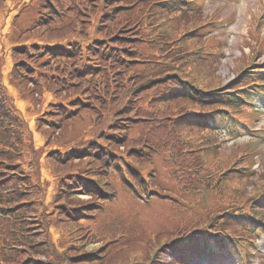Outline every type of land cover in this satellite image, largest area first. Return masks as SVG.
<instances>
[{
	"label": "rangeland",
	"instance_id": "1",
	"mask_svg": "<svg viewBox=\"0 0 264 264\" xmlns=\"http://www.w3.org/2000/svg\"><path fill=\"white\" fill-rule=\"evenodd\" d=\"M26 2L28 6V11L23 13L25 15L24 21L22 23L23 26H27L33 19L36 13V6L34 4V0H20ZM214 1V0H213ZM8 8L9 12L8 15L11 17L10 8L12 7V4L10 3V0H8ZM264 10V0H231L228 2H210L205 9V15H211L213 17H216L219 21H226V20H233V28L231 29L234 34L228 35L227 33L222 35L220 33L217 34L218 38L226 42L225 44V50H226V58L223 59L222 65L220 67V70L218 73H216V76L222 80V82H225L226 80H230L233 78L234 74L237 72L238 63L241 60V49L246 48L247 49V42H250L249 39L251 38L252 33L257 28V22L260 16L262 15ZM18 14H15L13 18H16ZM17 30V27L15 28ZM264 31V28H263ZM214 42V39H209L208 43ZM140 47V46H139ZM154 64H143L141 68L152 70ZM4 75V73H3ZM221 82V83H222ZM17 109V107H15ZM114 121V120H112ZM32 126H34V122L31 123ZM104 126H96L93 129V133L97 135L101 129H103ZM86 132L88 131L86 126ZM91 133V131H90ZM77 134L82 136L83 133H81L79 130L77 131ZM137 134V132H136ZM36 138L39 141H42L43 138L36 134ZM36 145L37 141L34 138ZM247 143H244L242 145H236L233 147H225L220 152V155L225 161H228L230 157H233L237 154L236 153L231 154V150L235 147L246 145ZM252 149H259L261 154L257 158V164H256V171L258 174H264V143L260 144H249ZM138 146V145H137ZM157 170L160 173L161 180L158 182L159 185H163V182L166 186L170 188H174L177 183L173 176H171L170 172H172V168L169 164L163 162L160 159L157 160ZM158 179V178H157ZM258 178L255 177L253 181H250V184L245 185L244 183L240 182L237 185L242 184V188H248L249 190H252L255 185L257 187L256 182ZM175 190L182 191L180 187H175ZM124 204V203H123ZM126 204V203H125ZM167 204V203H165ZM195 212L200 214L205 211L206 209V200L198 199L195 200ZM127 208H120L118 207L113 210L112 218H110L109 222L108 219H105L102 223L101 229L104 231L103 234L109 235V236H116V230L119 231H127L129 235L132 237H137L139 239L146 238L150 236V233L154 231V229L159 228H170V227H179L180 225H185L186 219L183 214H179L177 211L173 210L174 208H177L173 204L170 207L163 205L162 203L157 204L156 202L152 206H146L137 202H132L129 204H126ZM147 207V208H145ZM111 208V205L109 206ZM175 213V214H174ZM194 213L189 220V222L196 221L197 223L199 220H201L202 217H206L209 215H197ZM119 214L117 217L113 218L114 215ZM114 219V220H112ZM174 221V222H173ZM125 228V229H124ZM99 247L92 246V248ZM88 250H90L88 248ZM264 250V249H263ZM199 264V262H197Z\"/></svg>",
	"mask_w": 264,
	"mask_h": 264
},
{
	"label": "trees",
	"instance_id": "2",
	"mask_svg": "<svg viewBox=\"0 0 264 264\" xmlns=\"http://www.w3.org/2000/svg\"><path fill=\"white\" fill-rule=\"evenodd\" d=\"M150 253L151 249H147L143 253L139 252L138 249H130L119 254L109 264H147Z\"/></svg>",
	"mask_w": 264,
	"mask_h": 264
}]
</instances>
